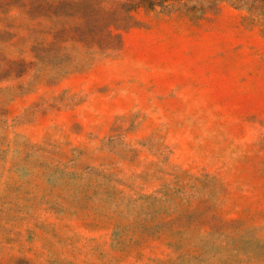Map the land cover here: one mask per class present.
Instances as JSON below:
<instances>
[{"label":"rangeland","instance_id":"1","mask_svg":"<svg viewBox=\"0 0 264 264\" xmlns=\"http://www.w3.org/2000/svg\"><path fill=\"white\" fill-rule=\"evenodd\" d=\"M146 2L0 0V264H264V0Z\"/></svg>","mask_w":264,"mask_h":264},{"label":"trees","instance_id":"2","mask_svg":"<svg viewBox=\"0 0 264 264\" xmlns=\"http://www.w3.org/2000/svg\"><path fill=\"white\" fill-rule=\"evenodd\" d=\"M165 1H168V0H165ZM174 1H182V0H174ZM146 3H147L146 5H147L149 8H152V2H151V0H147ZM142 6L145 8L144 5H142Z\"/></svg>","mask_w":264,"mask_h":264}]
</instances>
